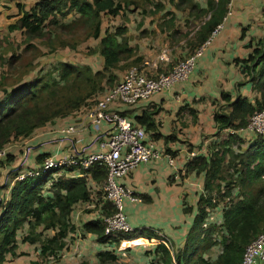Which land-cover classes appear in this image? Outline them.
Instances as JSON below:
<instances>
[{"label": "trees", "instance_id": "16d2710c", "mask_svg": "<svg viewBox=\"0 0 264 264\" xmlns=\"http://www.w3.org/2000/svg\"><path fill=\"white\" fill-rule=\"evenodd\" d=\"M230 2L206 0L203 8L194 0H37L28 9L23 3H16L17 13L10 15L7 31L19 32L22 39L2 36V45L7 46V50L0 52V57L7 53L9 56L4 64L8 70L0 75V150L10 142L29 138L56 119L80 109H89L117 84L116 73L144 61L136 48L129 45L127 13L133 16L138 15L137 11L142 16L161 13L162 25L158 30L171 31V39L189 37L190 56L222 24ZM167 5L174 11L186 13L188 19L183 21V26L176 24L175 14L166 9ZM262 10L264 15V0ZM70 14L72 19L67 22L65 18ZM104 18L116 22L103 29ZM87 40H90L88 48L93 57H89L86 64L79 65L71 57L61 58L68 52H77ZM20 52L23 59L12 71L10 64ZM176 62L162 66L157 72H167ZM45 63V69L36 70L34 77L27 80L36 67ZM236 63L244 77L243 83L238 85H250L258 93V98L250 102L240 95L231 99L229 94L221 93L223 104L217 106L213 117L218 140L210 145L208 156L189 159L181 176H204L203 193L196 203V215L182 249L172 253L170 246L162 243L152 228L140 227L129 233L105 235L102 218L116 210L101 198L102 191L92 193L87 186V177L99 185L106 178L105 168L92 165L82 172L80 178H58L47 195L42 188L51 178V172L41 177H27L12 185L8 200L1 204L0 264H5L9 258L26 255L18 252L17 244V233L24 226L28 231L19 239L23 244L38 245V257L42 262L58 259L57 264H60V255L66 251L68 239L73 242L76 237L85 239L93 235L99 245L115 248L124 239L131 241L142 237L154 242V251L145 253L153 256L150 264H241L245 248L264 233V137L255 135V139L242 149L240 146L244 141L238 134H229L222 139L220 133L224 129H245L254 113L264 111V36L247 59ZM11 79V83H6ZM121 115L125 117L124 113ZM135 122L151 133L153 139L162 138L155 132L149 114L143 113L135 118ZM175 140L174 136L164 137L166 143ZM46 157L44 154L36 157V168ZM12 161L13 158L5 152L1 165ZM75 170L71 167L62 172L71 174ZM172 182L169 179V183ZM134 195L142 203L151 202L148 195ZM90 202H96V210L100 206V213L79 230L70 222L71 213L77 204ZM219 206H222V224H206L208 211ZM191 211L192 208L184 203L183 212L188 214ZM48 231L51 234L45 237L44 233ZM220 246V254L210 261L207 254L213 247L217 250ZM96 258L99 264L118 261L110 251H100Z\"/></svg>", "mask_w": 264, "mask_h": 264}, {"label": "crops", "instance_id": "0c3cea01", "mask_svg": "<svg viewBox=\"0 0 264 264\" xmlns=\"http://www.w3.org/2000/svg\"><path fill=\"white\" fill-rule=\"evenodd\" d=\"M18 1H22L28 9L37 0H0V14L4 9H10L7 6L13 8V4ZM194 2L204 8L206 0H194ZM262 7L263 0H231L229 11L224 17L220 29L211 34L208 40L202 44L205 46L196 58L186 81L176 83L133 105L113 103L109 107L110 110L124 113L125 118L137 126L140 125L135 122V118L143 113L149 114L156 127L155 132L162 136V138L153 139L151 133L146 132L143 127L144 141L151 144L155 151L162 154V157L138 166L128 177L119 179L118 183L129 188L134 194H145L151 199L148 204L127 199L123 201V211L129 226L132 229L140 227L154 229L158 237L162 239L160 241L170 246L171 252L183 248L186 234L196 215V203L203 193V174H192L185 178H181V176L184 174L188 159L196 156H208L210 145L218 140V137L215 136L217 128L213 117L217 106L223 104L220 99L221 93L229 94L231 99L240 95L250 102L258 98V93L253 91L250 85H238L243 83L244 77L236 61L247 59L252 48L264 36ZM166 9L175 14L177 25L183 26V21L188 19L186 13H178L168 5ZM136 14L138 15L126 14L129 20L126 22L129 45L136 48L138 55L143 60H152L160 52H157L159 49L173 43L170 38L171 31L161 32L158 30V26L162 25L161 13L142 16L137 11ZM71 15H68L65 20ZM243 27H248L250 30H243L242 34ZM180 29L182 30V28ZM144 32H148V34L143 36ZM191 35L192 33L189 36ZM188 38L186 37L183 41L185 42ZM181 40L176 46L182 45L183 41ZM184 46L181 47L179 53L173 54V57L170 56L171 62L179 61L189 55L188 46L186 45L187 48ZM125 70L116 73L118 76L116 83L121 80ZM87 110L80 109L65 118L56 119L52 124L36 130L29 138L10 142L4 147L3 150L13 158V161L11 163L3 162L0 166V213L2 211L1 204L8 200L16 175L34 170L37 166L35 159L38 155L44 154L55 159H66L82 158L105 151L100 148L99 144L108 140L107 131L110 129V124L107 122L91 124L86 116ZM69 127H73L74 131H68ZM225 130L220 133L222 139L228 136ZM240 130L236 134L243 139L244 144L240 147L244 149L255 139V134L247 129ZM167 136H174L176 140L166 143L164 137ZM236 151L238 150L236 149ZM168 155L172 159V165L169 163ZM176 172L178 173L176 174ZM71 175H73L72 178L81 177L77 171L71 174L61 172V177L71 178L69 177ZM169 179L173 182L169 183ZM102 185L87 177V186L92 193L97 190L102 191ZM42 190L44 195L49 194V190L44 188ZM95 203L85 204L94 206V210L90 213H100L98 210L100 206L96 210ZM184 203L192 208L191 213L183 212ZM81 205L83 206V204H77L74 211ZM208 215L206 224L220 225L222 223V206L208 211ZM213 215H216L215 223H212ZM88 221L84 220L82 225ZM27 231L28 228L24 226L17 233L18 252L20 249H27L31 255L23 252L26 254L25 257H28V261L19 264H40L38 263L40 261L38 245L23 244L19 239V236L26 234ZM86 239L94 241L96 252L99 250L112 252L118 259L117 263L120 261L123 264H150L153 258L151 254L146 255L145 253H152L155 243L142 237L127 241L126 245H123V241H121L116 248L111 245H99L95 242L93 235L86 236ZM76 245L75 243L74 248ZM213 249L215 248L213 247ZM220 250L221 248L215 250L216 255L210 257V261L216 259ZM64 256L65 254L60 255L61 258ZM19 258H9L5 264L20 262Z\"/></svg>", "mask_w": 264, "mask_h": 264}, {"label": "built area", "instance_id": "2783aa9c", "mask_svg": "<svg viewBox=\"0 0 264 264\" xmlns=\"http://www.w3.org/2000/svg\"><path fill=\"white\" fill-rule=\"evenodd\" d=\"M220 27L218 26L212 34L218 32ZM204 46L205 44L201 45L192 55L177 61L167 72L158 73L159 68L171 62L170 50L163 47L152 60H144L125 71L121 80L91 105L86 111L90 123L97 125L101 122H107L110 124V129L107 131L108 140L99 144L100 148L105 150L104 152L82 158L55 159L46 157L40 167L16 175L14 182L22 181L27 177H41L51 172V178L44 187V189L49 190L52 183L61 177L63 169L75 167L77 169L75 172L77 171L80 176H83L82 172L88 170L92 165L102 166L106 170V178L102 185L101 198L110 202L116 210L114 214L102 218L104 233L111 235L113 233L131 232L133 229L129 226L123 211V201L127 199L139 202V199L129 188L118 183V180L129 175L138 166L161 158L162 154L144 141L145 131L143 128L133 126L119 111L110 110L109 107L113 103L133 105L170 88L176 83L186 81ZM245 129L264 137V111L254 113L249 118ZM68 131L72 132L74 128L69 127ZM225 131L229 135L236 134L241 130L226 129ZM4 156L5 151L2 149L0 150V164ZM167 158L172 165L171 157L168 155ZM72 176L69 177L72 178ZM263 261L264 233L257 236L245 248L241 264H261Z\"/></svg>", "mask_w": 264, "mask_h": 264}, {"label": "rangeland", "instance_id": "374dc122", "mask_svg": "<svg viewBox=\"0 0 264 264\" xmlns=\"http://www.w3.org/2000/svg\"><path fill=\"white\" fill-rule=\"evenodd\" d=\"M18 3H23V2L18 1ZM15 4H13V8H11V6H7L10 9H8V10L4 9V11H2L0 14V37H1V39H2V36H5V35L13 37V38L15 37L14 39H17L18 41H21V39H22L21 37H19V35H20L19 32L8 33V31H7L8 22L10 21L8 19H9L10 15H14L17 13V11L15 9ZM178 13H180V12H178ZM71 16H69L66 21L71 20L72 19ZM115 22L116 21H112L111 19L104 18L103 23H102V28L105 29L107 27H111L113 25V23H115ZM243 29L245 31L250 30L248 27H243ZM147 34L148 33L146 32L145 35H143V36H146ZM180 40L181 39H179L178 37H175L171 40V41H173V43L171 42L172 44H170L169 46L168 45L165 46L170 50V56L171 57H173L172 56L173 54L179 53V50L184 45H185L184 47L187 48L186 45H187L188 39L185 42L183 41L185 39H182L181 40V41H183L182 45L176 46ZM2 42H3V39L0 40V46H1L0 52H6L7 46L2 45ZM36 42H38V41H36ZM89 42H90V40H87V41H85V43L81 44L80 47L78 48L79 50L77 52L75 51L74 54H73V52H68V54L67 53L64 54L63 56H61V58L62 59H68L71 57V59H74L77 62V64H79V65L86 64L89 57H93L89 53V48H88ZM68 51H71V50H68ZM21 52L17 54V56L14 58V62L10 64V69H12V71H14V69H16L18 67L19 61H21L23 59V54ZM32 52H35V51H32ZM7 54H5V56L0 57V75H1V72L8 70L7 65H4L5 62L7 61L8 57H9ZM52 60H53V57L50 58V61H52ZM46 66H47V63H45L41 67H39V66L36 67L35 71H32L30 73V75L27 76V80L32 79V77H34L36 70H38V69L43 70L46 68ZM12 80L13 79L9 80V82L6 81V83H11ZM25 81H26V79H25ZM93 210H94V206L91 204L89 206H87V205L82 206L81 205L80 207L75 208V211L73 210L74 213H71V216H70L71 224L75 225L77 227V229L80 230L82 227V222L84 220H86V221L91 220V219L93 220V219H96L98 217L99 213H90ZM208 217H209V215L207 216V218ZM193 220H194V218H193ZM215 222H216V215H213L212 216V223H215ZM50 234H51L50 231H48V232L44 233V236L47 237ZM78 234L81 235L80 233H78ZM73 235H75V234H73ZM73 240H74L73 242L70 241L69 239L67 240V242H66L67 243V249L65 252H63V254H65V256L62 258L60 257V260H59L60 264H80L81 262H86L89 264H91V263L92 264H99L95 253L97 254L98 252H100V250L96 252V246H95L93 240L88 241V239L85 238V241H84V239H82L80 237H76ZM74 242L77 244L75 248H74V246H75ZM126 244H127V241L124 239L123 245H126ZM218 248H220V247H218ZM215 250L216 249H213V251L209 252L207 254V258L210 259V257L211 258L214 257L216 255ZM19 251L29 253L31 255V252L28 251L27 249H20ZM101 251H109V250H101ZM19 259H20V262H17V263L11 262L9 264H19V263H23V262L25 263V261H28V257H25V256L20 257ZM57 260L56 261H54V260L43 261V262L40 260L41 262L39 261L38 263H40V264H57L58 263ZM107 264H109V263H107ZM110 264H123V263H121L119 261V263H110Z\"/></svg>", "mask_w": 264, "mask_h": 264}, {"label": "clouds", "instance_id": "9594fccd", "mask_svg": "<svg viewBox=\"0 0 264 264\" xmlns=\"http://www.w3.org/2000/svg\"><path fill=\"white\" fill-rule=\"evenodd\" d=\"M221 224H222V223H221ZM221 224H220V225H221ZM220 225H215V226H220ZM220 248H221V246H220ZM220 252H221V250H220Z\"/></svg>", "mask_w": 264, "mask_h": 264}]
</instances>
